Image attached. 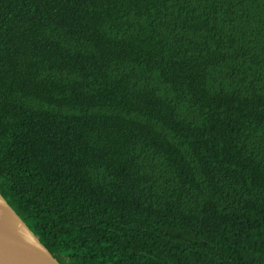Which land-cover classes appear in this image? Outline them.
Instances as JSON below:
<instances>
[{"label": "trees", "instance_id": "16d2710c", "mask_svg": "<svg viewBox=\"0 0 264 264\" xmlns=\"http://www.w3.org/2000/svg\"><path fill=\"white\" fill-rule=\"evenodd\" d=\"M0 193L61 264H264V0H0Z\"/></svg>", "mask_w": 264, "mask_h": 264}, {"label": "water", "instance_id": "95a60500", "mask_svg": "<svg viewBox=\"0 0 264 264\" xmlns=\"http://www.w3.org/2000/svg\"><path fill=\"white\" fill-rule=\"evenodd\" d=\"M0 264H61L1 193Z\"/></svg>", "mask_w": 264, "mask_h": 264}]
</instances>
